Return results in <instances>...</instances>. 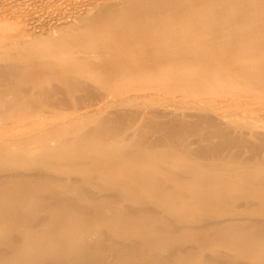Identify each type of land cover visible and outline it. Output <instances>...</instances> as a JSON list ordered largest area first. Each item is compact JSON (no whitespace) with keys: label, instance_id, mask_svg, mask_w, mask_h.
Wrapping results in <instances>:
<instances>
[{"label":"rangeland","instance_id":"rangeland-1","mask_svg":"<svg viewBox=\"0 0 264 264\" xmlns=\"http://www.w3.org/2000/svg\"><path fill=\"white\" fill-rule=\"evenodd\" d=\"M24 1L0 0V65H7L0 69L7 73L0 75L14 76L12 83L0 78V139L27 136L31 142L11 147L54 151L70 149L74 146L68 143L81 140L79 148L93 149L92 155L104 143L102 155L108 159L126 153L114 165L128 174V181L133 176L127 168L142 163L150 173L173 174L177 180L181 176L192 180L194 174L212 189L223 185L240 192L242 172L255 171L256 158H264V8L256 10L258 16L243 17L239 5H230L234 10L216 21L211 7H193L191 15L179 17L184 10L177 4L174 24L115 15L93 25L84 18L101 8L97 3L111 0H50L51 4L45 0L50 5L29 0L28 7ZM34 6L42 22L35 17L39 11ZM57 11L68 15L72 11L75 20H63ZM26 12L35 13V19ZM194 14L199 17L191 21ZM22 31L33 33L32 40ZM49 45L56 46L52 52ZM19 78L31 79L29 90L16 85ZM25 92L34 100L22 107L16 100ZM99 124L110 128L106 131L113 128L115 135L107 139L109 134H91ZM82 131L84 135H77ZM204 137L208 139L200 142ZM131 147L152 149L157 156L137 162L129 155ZM224 173L230 175L223 179ZM176 189L169 184V192ZM148 191L145 184L138 189L143 195ZM149 198L159 200L156 195ZM191 217V222L196 220ZM136 235L133 229L131 236ZM217 248L210 243L206 252ZM256 260L255 256L251 261ZM192 262L200 264L199 256Z\"/></svg>","mask_w":264,"mask_h":264},{"label":"bare ground","instance_id":"bare-ground-1","mask_svg":"<svg viewBox=\"0 0 264 264\" xmlns=\"http://www.w3.org/2000/svg\"><path fill=\"white\" fill-rule=\"evenodd\" d=\"M28 1H24L26 5ZM88 3L94 6V2ZM97 4L95 6L101 8L84 18L93 25L98 20L106 23L115 15L129 21L152 19L157 23L174 24L177 23V4L184 10L179 17L191 15L193 7H211L216 21L226 19L234 10L230 5H239L243 17L250 13L258 16L256 10L264 8V0H111ZM13 5L12 10L17 4ZM71 12L68 15L69 12L61 11L63 15L59 16L63 20H75ZM39 14L40 11L33 16L39 17ZM59 16L56 17L59 19ZM198 17L192 15L191 21ZM41 19L40 16L37 20L42 22ZM210 29L218 32L215 27L210 26ZM39 32L41 30L37 32L40 38ZM20 33L27 37L31 34ZM48 47L52 52L56 46ZM4 67L7 65H0V69ZM0 71L7 73L4 69ZM0 78L10 83L14 80L11 75H0ZM30 81L19 78L16 85L29 90ZM33 100L34 95L25 92L16 101L26 107L23 104ZM105 126L99 124L91 134H109L105 136L107 139L115 135L113 128L112 132L106 131L110 128ZM84 134L82 131L77 135ZM207 139L204 137L200 142ZM31 141L32 138L26 136L0 142V264H193L198 256L200 264H264V158H256L254 164L259 166L255 171L242 172L245 180L238 182L242 189L236 194L223 185L212 189L194 174L192 180L185 176L177 180L173 174L150 173L143 169L142 163L127 168L133 176V181H128V174L114 165V160L126 153L108 159L102 155L106 151L104 143L94 149V155L93 149L79 148L83 145L81 140H73L68 144L74 147L59 151L42 146L11 147L12 143L24 145ZM189 144L183 145L184 148L188 149ZM262 145L264 147V139ZM129 155L137 162L157 156L152 149L132 147ZM227 175L230 174L224 173L222 178L226 179ZM144 184L150 191L139 194L138 189ZM169 184L177 188L175 192L168 191ZM151 195L159 200L152 202ZM191 216L196 220L191 222ZM133 229L137 230L135 237L131 236ZM210 243H216L218 248L207 253ZM255 256L257 260L252 262Z\"/></svg>","mask_w":264,"mask_h":264}]
</instances>
